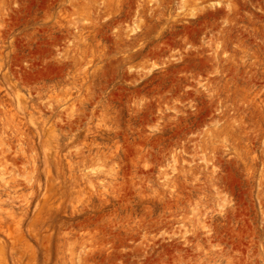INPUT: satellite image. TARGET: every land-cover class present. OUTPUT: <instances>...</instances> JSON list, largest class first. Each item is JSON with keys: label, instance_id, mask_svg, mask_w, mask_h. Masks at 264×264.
Returning <instances> with one entry per match:
<instances>
[{"label": "rangeland", "instance_id": "obj_1", "mask_svg": "<svg viewBox=\"0 0 264 264\" xmlns=\"http://www.w3.org/2000/svg\"><path fill=\"white\" fill-rule=\"evenodd\" d=\"M0 264H264V0H0Z\"/></svg>", "mask_w": 264, "mask_h": 264}]
</instances>
